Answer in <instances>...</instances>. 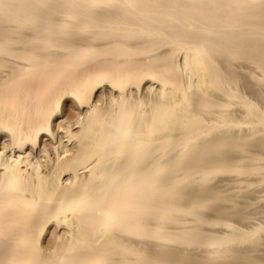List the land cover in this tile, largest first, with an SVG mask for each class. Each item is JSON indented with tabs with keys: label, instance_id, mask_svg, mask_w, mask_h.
Listing matches in <instances>:
<instances>
[{
	"label": "bare ground",
	"instance_id": "1",
	"mask_svg": "<svg viewBox=\"0 0 264 264\" xmlns=\"http://www.w3.org/2000/svg\"><path fill=\"white\" fill-rule=\"evenodd\" d=\"M0 264H264V0H0Z\"/></svg>",
	"mask_w": 264,
	"mask_h": 264
}]
</instances>
